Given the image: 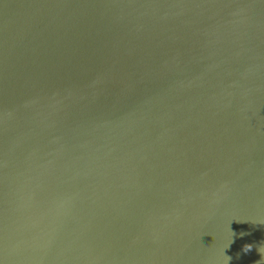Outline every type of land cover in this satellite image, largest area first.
I'll return each instance as SVG.
<instances>
[{"label":"water","instance_id":"water-1","mask_svg":"<svg viewBox=\"0 0 264 264\" xmlns=\"http://www.w3.org/2000/svg\"><path fill=\"white\" fill-rule=\"evenodd\" d=\"M258 249L264 0H0V264Z\"/></svg>","mask_w":264,"mask_h":264},{"label":"clouds","instance_id":"clouds-1","mask_svg":"<svg viewBox=\"0 0 264 264\" xmlns=\"http://www.w3.org/2000/svg\"><path fill=\"white\" fill-rule=\"evenodd\" d=\"M241 235H243V233H241ZM251 248H252L251 245H245L243 250H244L245 252H248V251L251 250ZM258 251L261 253L260 249H258ZM261 254H262V253H261ZM262 257H264V254H262ZM228 260H230V257H228ZM257 264H260V262H257Z\"/></svg>","mask_w":264,"mask_h":264}]
</instances>
